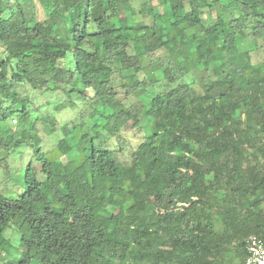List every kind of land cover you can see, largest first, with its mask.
<instances>
[{
    "label": "trees",
    "instance_id": "1",
    "mask_svg": "<svg viewBox=\"0 0 264 264\" xmlns=\"http://www.w3.org/2000/svg\"><path fill=\"white\" fill-rule=\"evenodd\" d=\"M32 93L86 107L61 129L66 161L36 136L57 129ZM129 128L142 141L121 159ZM250 236L264 240V0H0L3 252L246 264Z\"/></svg>",
    "mask_w": 264,
    "mask_h": 264
},
{
    "label": "rangeland",
    "instance_id": "2",
    "mask_svg": "<svg viewBox=\"0 0 264 264\" xmlns=\"http://www.w3.org/2000/svg\"><path fill=\"white\" fill-rule=\"evenodd\" d=\"M159 6V5H158ZM216 17V15L214 16ZM32 98H34V102L36 104V107L39 109V116L42 119V123L44 125H47L46 120L49 121H55V129L56 132L53 134H48L45 130H40L36 136L43 139L42 147L45 150L52 149L55 146L62 148L64 152V158L63 161H66L68 159L67 157V145L63 138L62 134V127L65 125H72V123L79 121L80 113L85 111L86 107L83 104H76L68 101V99L65 96L58 95L55 93H46V94H38V93H32ZM14 127L17 125V122L13 121ZM27 130L26 125L21 126V132H24ZM123 139L125 143H123V152L120 153L121 159H129L130 155L134 151V149L137 147V145L142 141V135L136 134V132L133 129H127L122 134ZM116 145V144H115ZM31 150L30 149H21L17 152L15 157H19L20 155H23L25 158H30ZM4 235L6 238H9L12 244L13 248H10V250L13 251V253L16 251L17 247V239L19 237V234L16 232L14 227L8 228ZM11 251V253H12ZM9 251L3 252L0 249V258L2 264H17L16 263V256H13ZM18 257V256H17Z\"/></svg>",
    "mask_w": 264,
    "mask_h": 264
},
{
    "label": "built area",
    "instance_id": "3",
    "mask_svg": "<svg viewBox=\"0 0 264 264\" xmlns=\"http://www.w3.org/2000/svg\"><path fill=\"white\" fill-rule=\"evenodd\" d=\"M248 257L246 264H264V240L250 236L246 241Z\"/></svg>",
    "mask_w": 264,
    "mask_h": 264
}]
</instances>
